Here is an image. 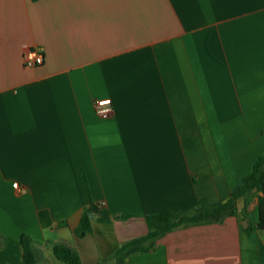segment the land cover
Listing matches in <instances>:
<instances>
[{
    "label": "crops",
    "instance_id": "1",
    "mask_svg": "<svg viewBox=\"0 0 264 264\" xmlns=\"http://www.w3.org/2000/svg\"><path fill=\"white\" fill-rule=\"evenodd\" d=\"M260 157L264 0H0V264L24 235L38 264H66L58 245L117 264L155 214L226 202ZM260 195L123 264H264Z\"/></svg>",
    "mask_w": 264,
    "mask_h": 264
},
{
    "label": "trees",
    "instance_id": "2",
    "mask_svg": "<svg viewBox=\"0 0 264 264\" xmlns=\"http://www.w3.org/2000/svg\"><path fill=\"white\" fill-rule=\"evenodd\" d=\"M255 190L261 194L259 197V222L255 229L264 231V157H260L254 166L253 172L240 180L226 202L205 205L201 207L196 215L179 219L171 210H165L155 214L153 216L155 230L146 237L135 239L124 244L116 253L117 264H123L129 256L135 253L153 250L162 237L175 229L189 225L198 226L222 223L227 218L236 216L238 202ZM91 232L92 223L90 211L87 210L75 234L83 238ZM21 241L23 246L22 264H38L33 251L32 238L24 235ZM54 255L58 260L66 264H82L79 254L65 245L56 246L54 248Z\"/></svg>",
    "mask_w": 264,
    "mask_h": 264
},
{
    "label": "built area",
    "instance_id": "3",
    "mask_svg": "<svg viewBox=\"0 0 264 264\" xmlns=\"http://www.w3.org/2000/svg\"><path fill=\"white\" fill-rule=\"evenodd\" d=\"M45 57L39 49H28L24 54V63L27 68H35L44 64ZM109 101H102L97 104L98 113H106L111 111L109 108ZM15 188H18V184H14Z\"/></svg>",
    "mask_w": 264,
    "mask_h": 264
},
{
    "label": "water",
    "instance_id": "4",
    "mask_svg": "<svg viewBox=\"0 0 264 264\" xmlns=\"http://www.w3.org/2000/svg\"><path fill=\"white\" fill-rule=\"evenodd\" d=\"M97 211H98V208L96 206H92L91 212L97 213ZM92 217H93V214H90V218H92Z\"/></svg>",
    "mask_w": 264,
    "mask_h": 264
}]
</instances>
